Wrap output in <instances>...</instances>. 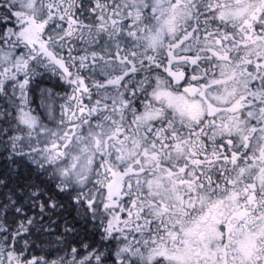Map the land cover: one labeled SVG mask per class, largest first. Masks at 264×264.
Wrapping results in <instances>:
<instances>
[{"label": "snow or ice", "instance_id": "snow-or-ice-1", "mask_svg": "<svg viewBox=\"0 0 264 264\" xmlns=\"http://www.w3.org/2000/svg\"><path fill=\"white\" fill-rule=\"evenodd\" d=\"M0 264H264V0H0Z\"/></svg>", "mask_w": 264, "mask_h": 264}]
</instances>
